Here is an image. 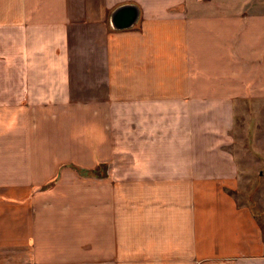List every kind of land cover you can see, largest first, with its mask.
Returning a JSON list of instances; mask_svg holds the SVG:
<instances>
[{"label":"crops","instance_id":"obj_1","mask_svg":"<svg viewBox=\"0 0 264 264\" xmlns=\"http://www.w3.org/2000/svg\"><path fill=\"white\" fill-rule=\"evenodd\" d=\"M263 99L264 0H0V264H264Z\"/></svg>","mask_w":264,"mask_h":264},{"label":"rangeland","instance_id":"obj_2","mask_svg":"<svg viewBox=\"0 0 264 264\" xmlns=\"http://www.w3.org/2000/svg\"><path fill=\"white\" fill-rule=\"evenodd\" d=\"M244 110L245 114L237 118L233 146V152L243 161L241 165L246 169L238 196L242 202L253 207L260 219H264V163L253 162H264V99L255 104L247 103ZM261 170L262 180H259L258 172Z\"/></svg>","mask_w":264,"mask_h":264},{"label":"water","instance_id":"obj_3","mask_svg":"<svg viewBox=\"0 0 264 264\" xmlns=\"http://www.w3.org/2000/svg\"><path fill=\"white\" fill-rule=\"evenodd\" d=\"M139 18V12L136 8H123L112 16V26L115 30L132 28Z\"/></svg>","mask_w":264,"mask_h":264},{"label":"trees","instance_id":"obj_4","mask_svg":"<svg viewBox=\"0 0 264 264\" xmlns=\"http://www.w3.org/2000/svg\"><path fill=\"white\" fill-rule=\"evenodd\" d=\"M129 29V28H128ZM122 30H125V29H122Z\"/></svg>","mask_w":264,"mask_h":264}]
</instances>
